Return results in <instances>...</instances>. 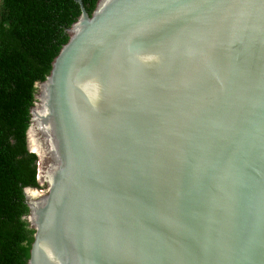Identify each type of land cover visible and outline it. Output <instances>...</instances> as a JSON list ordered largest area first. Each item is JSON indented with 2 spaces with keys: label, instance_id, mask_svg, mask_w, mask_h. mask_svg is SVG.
I'll use <instances>...</instances> for the list:
<instances>
[{
  "label": "water",
  "instance_id": "95a60500",
  "mask_svg": "<svg viewBox=\"0 0 264 264\" xmlns=\"http://www.w3.org/2000/svg\"><path fill=\"white\" fill-rule=\"evenodd\" d=\"M78 3L31 109L28 264H264V0Z\"/></svg>",
  "mask_w": 264,
  "mask_h": 264
},
{
  "label": "trees",
  "instance_id": "16d2710c",
  "mask_svg": "<svg viewBox=\"0 0 264 264\" xmlns=\"http://www.w3.org/2000/svg\"><path fill=\"white\" fill-rule=\"evenodd\" d=\"M99 1L82 0L90 16ZM80 16L78 0H0V264L30 259L25 190L41 189L40 159L28 147L31 109Z\"/></svg>",
  "mask_w": 264,
  "mask_h": 264
},
{
  "label": "bare ground",
  "instance_id": "6f19581e",
  "mask_svg": "<svg viewBox=\"0 0 264 264\" xmlns=\"http://www.w3.org/2000/svg\"><path fill=\"white\" fill-rule=\"evenodd\" d=\"M33 136H34V139H33ZM30 142H31V147L33 151L35 152L36 150L43 157L44 153L42 152V149H41L40 138H39L37 130H35L34 128L30 132ZM43 177H45V174L43 175ZM31 194L34 196H37L40 193L34 191Z\"/></svg>",
  "mask_w": 264,
  "mask_h": 264
},
{
  "label": "rangeland",
  "instance_id": "374dc122",
  "mask_svg": "<svg viewBox=\"0 0 264 264\" xmlns=\"http://www.w3.org/2000/svg\"><path fill=\"white\" fill-rule=\"evenodd\" d=\"M35 149V148H34ZM35 152H37L36 150H35ZM38 153V152H37ZM40 166L42 167V164H43V161H40ZM40 186H41V189H38V192H40V193H47V191H48V186L44 183V182H41L40 183Z\"/></svg>",
  "mask_w": 264,
  "mask_h": 264
}]
</instances>
